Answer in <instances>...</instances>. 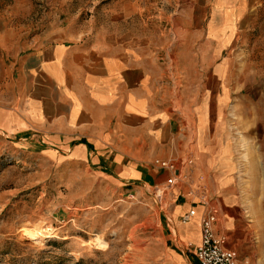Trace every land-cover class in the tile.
<instances>
[{
    "label": "crops",
    "instance_id": "obj_1",
    "mask_svg": "<svg viewBox=\"0 0 264 264\" xmlns=\"http://www.w3.org/2000/svg\"><path fill=\"white\" fill-rule=\"evenodd\" d=\"M234 10L218 20L214 12L205 34L192 27L162 35L125 25L88 27L42 46L28 59L22 86L0 107V134L47 156L59 155L96 178L130 188L172 189L184 200L172 208L170 222L193 251L200 240V218L211 211L206 203H216L215 233L235 253L236 264H264V231L259 238L249 235L241 217L246 210L264 212V122L249 120L260 136L255 146L249 140L247 163L240 151L243 142L225 136V70L219 66L230 44ZM203 34L197 51L206 66L213 62L207 80L215 87H208L195 106L182 104L176 115L160 95L169 66L161 57L193 52L194 38ZM177 35L182 37L179 47ZM239 95L253 99L250 93ZM244 105L241 115H256V106ZM156 161L180 165L179 173L160 169ZM202 197H207L205 206L196 205ZM191 209L196 215L183 224L181 217ZM259 227L264 221L252 225Z\"/></svg>",
    "mask_w": 264,
    "mask_h": 264
},
{
    "label": "rangeland",
    "instance_id": "obj_2",
    "mask_svg": "<svg viewBox=\"0 0 264 264\" xmlns=\"http://www.w3.org/2000/svg\"><path fill=\"white\" fill-rule=\"evenodd\" d=\"M228 10H234L232 36L219 66L225 70V136L243 142L247 163L249 140L255 146L260 136L249 120L264 122V0H0V107L22 86L28 59L64 35L124 25L144 28V34L180 27L205 34L214 12L218 20ZM204 34L194 38L193 52L161 57L169 66L160 95L176 115L182 104L195 106L214 86L207 80L213 62L206 66L197 51ZM181 38L176 36L178 47ZM239 93L253 99L242 100ZM245 102L256 106L255 116L240 114ZM202 198L196 205L205 206ZM183 200L161 186L130 188L96 178L59 155L0 134V264H198L193 246L179 240L170 222L172 208ZM206 204L216 211V203ZM241 217L249 235L259 238L264 228L252 225L264 221V212L246 210ZM35 228L41 237L31 236Z\"/></svg>",
    "mask_w": 264,
    "mask_h": 264
},
{
    "label": "built area",
    "instance_id": "obj_3",
    "mask_svg": "<svg viewBox=\"0 0 264 264\" xmlns=\"http://www.w3.org/2000/svg\"><path fill=\"white\" fill-rule=\"evenodd\" d=\"M162 170H168L174 174L179 173L180 165L156 161L154 163ZM196 215L195 209H191L181 217V222L186 224ZM217 216L212 211H206L199 222V244L193 251V256L198 264H236V255L233 251L223 247V241L215 233Z\"/></svg>",
    "mask_w": 264,
    "mask_h": 264
},
{
    "label": "bare ground",
    "instance_id": "obj_4",
    "mask_svg": "<svg viewBox=\"0 0 264 264\" xmlns=\"http://www.w3.org/2000/svg\"><path fill=\"white\" fill-rule=\"evenodd\" d=\"M36 229V228H35ZM33 230V229H32ZM29 234V233H28ZM41 232H40V229H36V230H34L32 233H31V236L32 237H41ZM97 240V243L100 245L101 244V242H99V240L98 239H96Z\"/></svg>",
    "mask_w": 264,
    "mask_h": 264
}]
</instances>
